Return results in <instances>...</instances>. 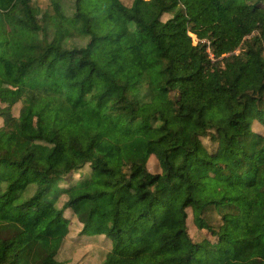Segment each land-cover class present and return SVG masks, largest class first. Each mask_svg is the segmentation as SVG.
<instances>
[{"label": "trees", "instance_id": "obj_1", "mask_svg": "<svg viewBox=\"0 0 264 264\" xmlns=\"http://www.w3.org/2000/svg\"><path fill=\"white\" fill-rule=\"evenodd\" d=\"M34 1L0 0V264L88 258L77 228L101 264H264V0Z\"/></svg>", "mask_w": 264, "mask_h": 264}, {"label": "rangeland", "instance_id": "obj_2", "mask_svg": "<svg viewBox=\"0 0 264 264\" xmlns=\"http://www.w3.org/2000/svg\"><path fill=\"white\" fill-rule=\"evenodd\" d=\"M48 4H49L48 0H35L34 1V5H36L40 8H44V9ZM37 12L38 11L36 10V13ZM191 36L194 39V42L196 43V37L194 35H191ZM9 67L11 69V66H9ZM10 75H11V73H10ZM0 91H1V94L3 95L2 100H1V104L3 106L11 105L16 101V98L18 96V89H17L16 85L14 84L13 79H9L7 81H1L0 80ZM19 107H20L19 104L14 107L15 115L17 114ZM263 124H264V122H263ZM25 127H26L27 131L33 132L35 130L34 118L28 119L25 122ZM257 129H261L259 131H262L261 133L264 134V127H261L258 124H256L255 131H257ZM154 164L155 163H151V165L149 167L150 172H154L156 170ZM139 209H140V205H138L135 202V199L133 198V196H129L125 200V203L122 207V212L126 218L129 216L130 217L133 216L134 213L136 211H138ZM50 216H51V213H49V212H43L42 214H37V213L31 211V212L26 213L25 221L30 222V220L38 219V220H40V222L42 224H45L49 220ZM190 234H191L192 238L194 239V241H196V242H202L204 240V233L198 231L193 226L190 228ZM72 236L75 239V242L77 240H80L81 242L89 241L88 243L93 244L94 246H96V248L95 249L92 248L93 246H91V248H88V250L92 249L90 251L89 257L87 258L85 256L83 259H82V255L84 253L82 254L78 250H72L71 254L69 256L64 255L63 261H66L65 264H76V263L80 264V262H83L84 264H101L102 259L105 257V255L107 254V252L110 249L108 244L103 239H101L99 242H93L95 240H92V239L97 238L98 236L97 237L96 236H86L89 239L83 240L82 235H80L79 228H77L73 232ZM207 240H208V238H207ZM25 241H26V238L23 237L19 246L22 245Z\"/></svg>", "mask_w": 264, "mask_h": 264}]
</instances>
